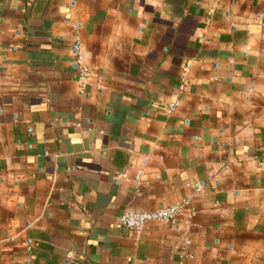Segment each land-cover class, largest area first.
<instances>
[{
	"label": "crops",
	"instance_id": "0c3cea01",
	"mask_svg": "<svg viewBox=\"0 0 264 264\" xmlns=\"http://www.w3.org/2000/svg\"><path fill=\"white\" fill-rule=\"evenodd\" d=\"M0 264H264V0H0Z\"/></svg>",
	"mask_w": 264,
	"mask_h": 264
},
{
	"label": "built area",
	"instance_id": "2783aa9c",
	"mask_svg": "<svg viewBox=\"0 0 264 264\" xmlns=\"http://www.w3.org/2000/svg\"><path fill=\"white\" fill-rule=\"evenodd\" d=\"M72 52L74 55V63L76 64L77 80L78 83L83 86L89 76V69L81 62V48L77 42L73 44ZM182 83H184V80H182ZM178 106L179 103L177 101H170L165 104L164 110L167 115H171L177 110ZM139 177L140 176L137 177V180ZM199 191L200 187L195 186V192ZM193 215L194 211L187 206V202H180L152 212H124L118 217V226L139 234L149 223L174 226L178 224L181 217L191 219ZM188 244L189 242L185 241L183 246L187 247ZM184 256L185 252L182 250L180 257Z\"/></svg>",
	"mask_w": 264,
	"mask_h": 264
}]
</instances>
